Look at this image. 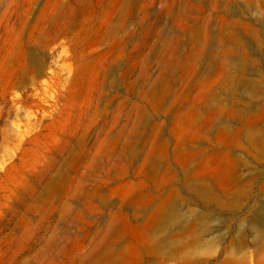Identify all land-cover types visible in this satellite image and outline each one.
I'll list each match as a JSON object with an SVG mask.
<instances>
[{"label": "rangeland", "instance_id": "1", "mask_svg": "<svg viewBox=\"0 0 264 264\" xmlns=\"http://www.w3.org/2000/svg\"><path fill=\"white\" fill-rule=\"evenodd\" d=\"M0 264H264V0H0Z\"/></svg>", "mask_w": 264, "mask_h": 264}]
</instances>
